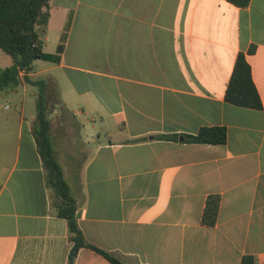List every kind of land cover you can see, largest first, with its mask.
Wrapping results in <instances>:
<instances>
[{"label":"crops","instance_id":"crops-1","mask_svg":"<svg viewBox=\"0 0 264 264\" xmlns=\"http://www.w3.org/2000/svg\"><path fill=\"white\" fill-rule=\"evenodd\" d=\"M49 12L44 49L65 36L61 62L29 77L54 85L51 137L60 165L71 151L61 167L87 243L125 264H264V0H50ZM240 53L262 110L225 99ZM37 97L25 82L0 96V264H68L74 246L33 134ZM205 127L227 143L185 142ZM74 264L112 263L81 248Z\"/></svg>","mask_w":264,"mask_h":264},{"label":"trees","instance_id":"trees-1","mask_svg":"<svg viewBox=\"0 0 264 264\" xmlns=\"http://www.w3.org/2000/svg\"><path fill=\"white\" fill-rule=\"evenodd\" d=\"M239 8H246L251 0H226ZM50 0H0V48L9 55L13 64L0 70V96L17 91L25 82L38 91L37 119L33 134L38 152L46 170L47 186L53 191L59 216L66 219L74 243L70 251L68 264H74L81 248H89L105 257L112 264H125L112 254L103 251L85 240L76 218L77 203L65 178L63 168L57 160L51 137V120L49 96L54 91L50 80H32L36 61L59 64L64 52L65 40L55 54L44 49V36L50 21ZM253 52V49L251 50ZM24 74V77H22ZM225 99L235 106L262 110L263 101L253 80L252 68L244 53L237 57L234 71L226 90ZM185 142L193 144L225 145L227 129L224 127H205L197 135H185ZM221 196L208 197L202 215L201 224L214 227L218 223ZM242 264H259L257 258L246 255Z\"/></svg>","mask_w":264,"mask_h":264},{"label":"rangeland","instance_id":"rangeland-1","mask_svg":"<svg viewBox=\"0 0 264 264\" xmlns=\"http://www.w3.org/2000/svg\"><path fill=\"white\" fill-rule=\"evenodd\" d=\"M0 58H1V60H0V70L3 69V68L9 67V66L5 65L7 63H5L4 60L5 61H6V59L11 60L12 58L9 55H7L1 48H0ZM36 63L44 64L45 62L44 61H36ZM23 76H24V74H22V77ZM49 100H50V103L52 105L53 102H54V96L52 94L49 96ZM59 112H60V107L57 106V109L54 112L52 111V112L49 113V115H48L49 119L53 120V122H54V120H55V118H56V116H57V114ZM56 147H57V145H56ZM59 153H60V155L58 157L59 161L61 162V165L64 166V168L66 170V165H65V163L63 161L64 160L63 158L65 156V157H67V159H69L71 157V151L70 150H68V151L62 150ZM66 172L68 174V171H66Z\"/></svg>","mask_w":264,"mask_h":264}]
</instances>
